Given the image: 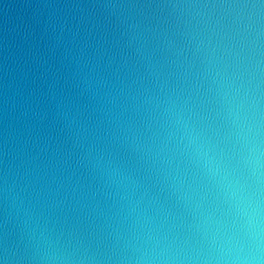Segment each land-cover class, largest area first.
<instances>
[{
	"label": "clouds",
	"instance_id": "clouds-1",
	"mask_svg": "<svg viewBox=\"0 0 264 264\" xmlns=\"http://www.w3.org/2000/svg\"><path fill=\"white\" fill-rule=\"evenodd\" d=\"M0 38V264H264V0H38Z\"/></svg>",
	"mask_w": 264,
	"mask_h": 264
},
{
	"label": "water",
	"instance_id": "water-1",
	"mask_svg": "<svg viewBox=\"0 0 264 264\" xmlns=\"http://www.w3.org/2000/svg\"><path fill=\"white\" fill-rule=\"evenodd\" d=\"M38 0H0V38H2L5 25L12 27L19 24L33 9L27 5Z\"/></svg>",
	"mask_w": 264,
	"mask_h": 264
}]
</instances>
